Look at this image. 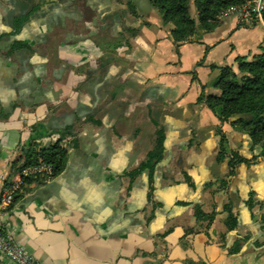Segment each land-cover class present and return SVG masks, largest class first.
Instances as JSON below:
<instances>
[{
    "label": "crops",
    "instance_id": "0c3cea01",
    "mask_svg": "<svg viewBox=\"0 0 264 264\" xmlns=\"http://www.w3.org/2000/svg\"><path fill=\"white\" fill-rule=\"evenodd\" d=\"M132 1L142 16L127 0H0V193L30 143L68 149L61 172L16 193L4 230L41 264H264V158L218 188L219 129L229 150L261 147L198 101L213 65L262 51L264 19L226 15L176 48L172 25ZM159 128L163 157L133 175ZM198 203L216 212L210 225Z\"/></svg>",
    "mask_w": 264,
    "mask_h": 264
},
{
    "label": "trees",
    "instance_id": "16d2710c",
    "mask_svg": "<svg viewBox=\"0 0 264 264\" xmlns=\"http://www.w3.org/2000/svg\"><path fill=\"white\" fill-rule=\"evenodd\" d=\"M246 1L193 0L197 10V18H195L190 12L191 0H147L152 9L157 10L163 24L173 25L170 33L176 48L183 42L193 41L199 28L205 31L216 28L220 23L223 9L243 4ZM127 5L133 15L142 16L132 0H127ZM130 30L136 32L137 28L133 27ZM236 62V69L231 65L212 66L213 69H218V73L207 84L202 85L198 101L205 103L221 122H229L233 127L239 126L248 132L251 147L260 145L261 150L251 157L244 156L236 149L229 150L227 135L219 129L217 159L219 161L226 160L228 169L225 175L219 179L218 188H226L229 179L235 173L237 163H252L258 158H264V46L261 52L252 57L238 56ZM164 138V130L157 129L153 148L148 152L146 160L133 172V175L143 168L154 169L163 157ZM67 157L68 149L60 140L49 142L40 147L37 143L32 142L23 149L21 155L14 161L13 167L14 171H18L25 165L43 159L53 164L54 174L52 177H54L63 170ZM36 176L42 175L29 176L25 179L24 184ZM42 177L45 178V176ZM224 207L228 212L225 223L228 228L233 229L237 225V217L232 211L230 203L225 204ZM215 213V211L205 212L199 203L195 205V216L207 220L208 225L213 221ZM239 244V241L235 242L230 250L236 251ZM185 263L206 264L204 262L197 263L191 259L185 260Z\"/></svg>",
    "mask_w": 264,
    "mask_h": 264
},
{
    "label": "built area",
    "instance_id": "2783aa9c",
    "mask_svg": "<svg viewBox=\"0 0 264 264\" xmlns=\"http://www.w3.org/2000/svg\"><path fill=\"white\" fill-rule=\"evenodd\" d=\"M264 0H247L240 5H233L221 11V15H235L239 25L251 26L264 19ZM54 174L53 164L39 159L37 162L23 166L7 180L0 193V255L17 264H41L23 244L15 240L3 228L4 214L14 203L16 193L22 188L25 179L32 175H42L46 178Z\"/></svg>",
    "mask_w": 264,
    "mask_h": 264
},
{
    "label": "rangeland",
    "instance_id": "374dc122",
    "mask_svg": "<svg viewBox=\"0 0 264 264\" xmlns=\"http://www.w3.org/2000/svg\"><path fill=\"white\" fill-rule=\"evenodd\" d=\"M145 1H147V0H145ZM155 11H157V10H155ZM190 12H191V15H192L193 17L197 18V10H196V6H195L193 0H191V2H190ZM157 13H158V12H157ZM159 16H160V15H159ZM171 25H172V24H171ZM172 26H173V25H172Z\"/></svg>",
    "mask_w": 264,
    "mask_h": 264
}]
</instances>
